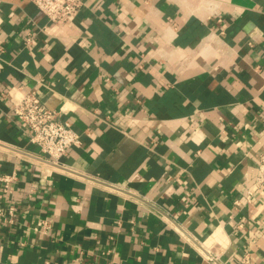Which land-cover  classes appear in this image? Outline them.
Segmentation results:
<instances>
[{
    "label": "crops",
    "instance_id": "0c3cea01",
    "mask_svg": "<svg viewBox=\"0 0 264 264\" xmlns=\"http://www.w3.org/2000/svg\"><path fill=\"white\" fill-rule=\"evenodd\" d=\"M81 1L49 24L0 0V176H16L0 264H264V188L244 199L264 149V0ZM27 92L80 136L58 165L13 114Z\"/></svg>",
    "mask_w": 264,
    "mask_h": 264
},
{
    "label": "built area",
    "instance_id": "2783aa9c",
    "mask_svg": "<svg viewBox=\"0 0 264 264\" xmlns=\"http://www.w3.org/2000/svg\"><path fill=\"white\" fill-rule=\"evenodd\" d=\"M29 1L46 17L49 24L73 23L83 6L81 0ZM43 31L45 32L47 29L45 28ZM13 114L22 128L28 132L31 143L38 147L43 157L54 164H60L68 151L81 143L80 136L72 125L67 121H61L59 112L48 109L34 92L24 93L17 102L13 101ZM15 181L16 176L14 173L0 176V182L5 193L9 191L10 186ZM262 188H264V149L259 155L255 187L245 191L244 199L251 203ZM235 205L240 206V200H236ZM15 216V205L0 208V223L12 226L16 221ZM36 229L47 235L52 229V224L48 220H42L38 223ZM208 258L212 264H217V257L209 255ZM237 264H252L250 253L246 252L242 255Z\"/></svg>",
    "mask_w": 264,
    "mask_h": 264
}]
</instances>
